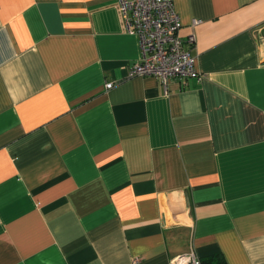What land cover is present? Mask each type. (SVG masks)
Segmentation results:
<instances>
[{
	"label": "crops",
	"instance_id": "crops-1",
	"mask_svg": "<svg viewBox=\"0 0 264 264\" xmlns=\"http://www.w3.org/2000/svg\"><path fill=\"white\" fill-rule=\"evenodd\" d=\"M173 3L164 86L118 0H0V264H264V0Z\"/></svg>",
	"mask_w": 264,
	"mask_h": 264
},
{
	"label": "built area",
	"instance_id": "built-area-1",
	"mask_svg": "<svg viewBox=\"0 0 264 264\" xmlns=\"http://www.w3.org/2000/svg\"><path fill=\"white\" fill-rule=\"evenodd\" d=\"M118 9L126 32L139 40L140 57L129 68V77L155 76L164 86L173 78H199L196 57L190 51L195 33L180 36L182 24L173 0H118ZM198 23L194 19L191 26ZM170 264L202 262L193 253H183L172 257Z\"/></svg>",
	"mask_w": 264,
	"mask_h": 264
},
{
	"label": "trees",
	"instance_id": "trees-1",
	"mask_svg": "<svg viewBox=\"0 0 264 264\" xmlns=\"http://www.w3.org/2000/svg\"><path fill=\"white\" fill-rule=\"evenodd\" d=\"M202 264H203V262H202Z\"/></svg>",
	"mask_w": 264,
	"mask_h": 264
}]
</instances>
